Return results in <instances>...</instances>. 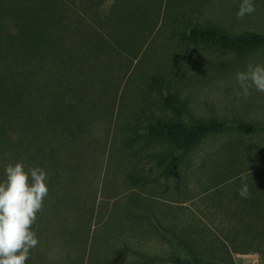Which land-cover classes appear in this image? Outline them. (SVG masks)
Returning a JSON list of instances; mask_svg holds the SVG:
<instances>
[{
	"label": "rangeland",
	"instance_id": "374dc122",
	"mask_svg": "<svg viewBox=\"0 0 264 264\" xmlns=\"http://www.w3.org/2000/svg\"><path fill=\"white\" fill-rule=\"evenodd\" d=\"M241 2L88 0L83 23L93 29L69 43L71 69L41 84L48 68L25 66L38 106L22 120L40 124L20 133L17 118L0 112V182L18 161L49 176L33 225L39 244L26 264H172L188 256L264 264V133L229 130L180 153L144 130L157 120L264 122V93L253 88L240 99L235 80L249 63L264 64V47L237 56L189 39L192 27L264 35V0L237 19ZM168 98L178 100L181 118ZM64 102L77 109L75 139L44 123L50 106ZM238 176L254 187L250 199L239 195L248 182L226 185Z\"/></svg>",
	"mask_w": 264,
	"mask_h": 264
},
{
	"label": "trees",
	"instance_id": "16d2710c",
	"mask_svg": "<svg viewBox=\"0 0 264 264\" xmlns=\"http://www.w3.org/2000/svg\"><path fill=\"white\" fill-rule=\"evenodd\" d=\"M87 1L0 0V112L9 113L17 118L19 126L17 130H20V133H24V129H36L40 124L37 120H26V122L22 120L26 110L34 112L35 105L38 106V103L31 102L28 97L29 92L25 84L31 78L36 79L33 75L29 77L25 66L27 65L28 69H31V65L36 68H48L47 75H50V80L41 84H51L55 79L54 71L71 69L69 43L71 44V40L75 37L81 39L85 30L93 29L89 24L83 23ZM75 23H77L76 27ZM189 39L196 44H206L227 50L237 56H247L264 47V35L235 36L213 28L192 27L189 31ZM49 93L50 91L48 95ZM36 96H39V93L32 92L31 98L34 99ZM53 98L55 97L51 95V98L47 99ZM177 101L174 98L166 100L181 118L182 111ZM56 105L50 106L52 110L45 114L46 127L60 128L63 135L67 137L71 135L70 137L75 139L76 133L71 128L77 125V122L73 121L74 113L77 112L76 106L73 107L67 102L58 107ZM144 130L148 139L169 142L176 151L185 153L196 148L207 137L229 130L238 135L264 133V122L190 124L182 121L157 120L146 126ZM260 175L262 173H256L255 177ZM246 179L238 176L226 185H238L242 181L250 184V181ZM250 186L251 184L248 187ZM252 191L254 187L250 189V192ZM172 264H198V261L188 256Z\"/></svg>",
	"mask_w": 264,
	"mask_h": 264
},
{
	"label": "clouds",
	"instance_id": "9594fccd",
	"mask_svg": "<svg viewBox=\"0 0 264 264\" xmlns=\"http://www.w3.org/2000/svg\"><path fill=\"white\" fill-rule=\"evenodd\" d=\"M255 11L254 0H242L237 19ZM235 80L239 86L236 95L240 99L248 100L253 88L264 93V64L249 63L244 71L235 74ZM5 176L0 182V264H26L31 250L39 244L33 225L49 195V176L40 166L26 171L22 161L9 163ZM239 195L243 199L251 198L247 184H242Z\"/></svg>",
	"mask_w": 264,
	"mask_h": 264
}]
</instances>
